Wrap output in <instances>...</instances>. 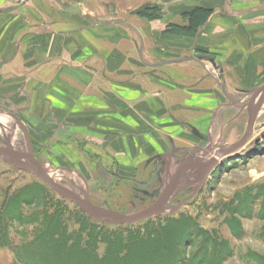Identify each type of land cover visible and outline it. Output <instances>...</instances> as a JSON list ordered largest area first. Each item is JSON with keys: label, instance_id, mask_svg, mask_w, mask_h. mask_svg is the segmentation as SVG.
Instances as JSON below:
<instances>
[{"label": "crops", "instance_id": "obj_1", "mask_svg": "<svg viewBox=\"0 0 264 264\" xmlns=\"http://www.w3.org/2000/svg\"><path fill=\"white\" fill-rule=\"evenodd\" d=\"M48 4L0 0V99L61 127L64 157L138 176L168 152L208 142L216 153L247 132L250 95L264 87V0H139L155 18L91 27L88 45L67 16L82 11ZM0 117L8 133L12 118Z\"/></svg>", "mask_w": 264, "mask_h": 264}, {"label": "rangeland", "instance_id": "obj_2", "mask_svg": "<svg viewBox=\"0 0 264 264\" xmlns=\"http://www.w3.org/2000/svg\"><path fill=\"white\" fill-rule=\"evenodd\" d=\"M36 2L55 7L60 2L82 11L80 16H67L80 24L83 44L92 39L91 27L105 30L109 21L122 25L131 17L157 15V5H140L139 0ZM22 50L26 54L33 47ZM7 101L0 99V108L12 118V127L6 133L0 117V148L6 146L10 155L15 154L13 161L41 169L80 197L87 195L101 211L137 214L153 206L178 173L182 179L162 214L118 227L83 214L31 172L0 158V264H25L17 256L19 250H34L42 260L41 242L47 235L37 244L35 238L44 230L45 215L60 218L69 232L83 234L87 252L96 248L98 264H264V107L249 143L226 155L200 185L199 168L191 165L213 160L215 152L204 150L208 142L168 152L152 160L148 173L135 176L114 164L98 165L99 160L90 155L82 160L64 157L58 148L61 127L39 126L37 118L30 121L25 111L12 110Z\"/></svg>", "mask_w": 264, "mask_h": 264}, {"label": "water", "instance_id": "obj_3", "mask_svg": "<svg viewBox=\"0 0 264 264\" xmlns=\"http://www.w3.org/2000/svg\"><path fill=\"white\" fill-rule=\"evenodd\" d=\"M263 107H264V87L256 90L254 92L253 98L249 102L248 105L249 126L243 138L240 141L236 142L235 144H232L231 146H228L222 150L217 151L214 154V158L210 163L204 164L197 162L191 165V167L193 168H199V175L201 176L200 185L204 183L205 179L210 174V172L218 165V163L226 155L244 148L249 143V140L252 134L254 133L257 117ZM254 149H257V147ZM11 156L12 155H10L6 146L0 148L1 159L20 169L31 172L33 175H35L43 182L48 184L55 191H57L60 195L74 202L83 212H85L88 216H90L94 220L103 224L114 225V226L134 224L162 214L167 201L176 191L182 179L181 173H178V175L169 183L168 187L162 193L158 201L153 206L147 208L146 210L134 215H112L96 208L90 202L87 195L84 197H80L75 192L59 184L56 180H54L52 177H50L47 173H45L41 169L36 168L32 165H28L24 163L20 164L14 162L11 159ZM183 167L184 166L181 165V168Z\"/></svg>", "mask_w": 264, "mask_h": 264}, {"label": "trees", "instance_id": "obj_4", "mask_svg": "<svg viewBox=\"0 0 264 264\" xmlns=\"http://www.w3.org/2000/svg\"><path fill=\"white\" fill-rule=\"evenodd\" d=\"M81 212L87 215L82 210ZM42 223L44 230L39 232L35 238V244H37L40 238L43 239L44 235H47V237H45L46 239H43L41 242L42 254L40 257L43 256L42 260L38 258L39 256L35 255L34 250L24 251L25 253L19 250L17 256L21 258L23 263L61 264L62 262V264H84L85 262L90 261L92 264H98V261L94 259L96 248H94L91 253L87 252V240L83 234L69 232L61 219H57V217H54L53 215H45ZM98 237L102 239L100 235ZM114 253H116V248L115 252L108 254V257L113 256ZM100 261H102V259Z\"/></svg>", "mask_w": 264, "mask_h": 264}, {"label": "built area", "instance_id": "obj_5", "mask_svg": "<svg viewBox=\"0 0 264 264\" xmlns=\"http://www.w3.org/2000/svg\"><path fill=\"white\" fill-rule=\"evenodd\" d=\"M243 2H246V3H254V2H257L259 0H242Z\"/></svg>", "mask_w": 264, "mask_h": 264}, {"label": "bare ground", "instance_id": "obj_6", "mask_svg": "<svg viewBox=\"0 0 264 264\" xmlns=\"http://www.w3.org/2000/svg\"><path fill=\"white\" fill-rule=\"evenodd\" d=\"M11 159H12V160H15V159H16V155L13 154V155L11 156ZM14 162H15V161H14Z\"/></svg>", "mask_w": 264, "mask_h": 264}]
</instances>
